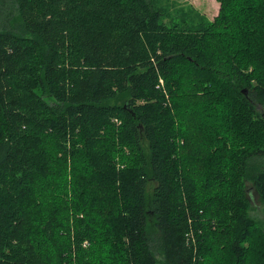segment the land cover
I'll return each instance as SVG.
<instances>
[{
    "label": "trees",
    "instance_id": "obj_1",
    "mask_svg": "<svg viewBox=\"0 0 264 264\" xmlns=\"http://www.w3.org/2000/svg\"><path fill=\"white\" fill-rule=\"evenodd\" d=\"M216 1L0 0V264H264V0Z\"/></svg>",
    "mask_w": 264,
    "mask_h": 264
},
{
    "label": "rangeland",
    "instance_id": "obj_2",
    "mask_svg": "<svg viewBox=\"0 0 264 264\" xmlns=\"http://www.w3.org/2000/svg\"><path fill=\"white\" fill-rule=\"evenodd\" d=\"M154 4L161 8L164 16L161 22L180 25L185 28L196 26L199 23L213 21L219 11V3L216 0H153ZM249 199L252 204V214L261 217L259 197L248 186ZM84 245L87 243L84 242Z\"/></svg>",
    "mask_w": 264,
    "mask_h": 264
},
{
    "label": "built area",
    "instance_id": "obj_3",
    "mask_svg": "<svg viewBox=\"0 0 264 264\" xmlns=\"http://www.w3.org/2000/svg\"><path fill=\"white\" fill-rule=\"evenodd\" d=\"M160 82H162V81L160 80Z\"/></svg>",
    "mask_w": 264,
    "mask_h": 264
}]
</instances>
